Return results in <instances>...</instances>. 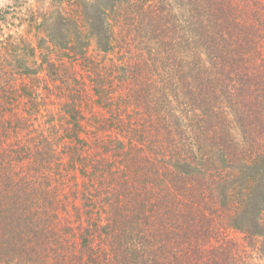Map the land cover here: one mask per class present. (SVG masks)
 Returning a JSON list of instances; mask_svg holds the SVG:
<instances>
[{
	"label": "trees",
	"instance_id": "trees-1",
	"mask_svg": "<svg viewBox=\"0 0 264 264\" xmlns=\"http://www.w3.org/2000/svg\"><path fill=\"white\" fill-rule=\"evenodd\" d=\"M59 2L0 47V264H264V0Z\"/></svg>",
	"mask_w": 264,
	"mask_h": 264
},
{
	"label": "rangeland",
	"instance_id": "rangeland-1",
	"mask_svg": "<svg viewBox=\"0 0 264 264\" xmlns=\"http://www.w3.org/2000/svg\"><path fill=\"white\" fill-rule=\"evenodd\" d=\"M35 1L34 4H31ZM64 3H67L65 0H60ZM53 2V3H52ZM59 0H0V13H3L9 7H14L17 10L14 12V19L10 20V23L7 22L0 23V47L2 42L8 38L9 35H12L16 38V40L22 36H27L33 38L36 31L38 30V23L34 22L30 23V17L27 16L25 10L33 9V12L36 14L45 13V12H53L54 15L57 14V6L59 5ZM53 6L50 8V6ZM55 4V5H54ZM9 22V21H8ZM45 23V21H42ZM12 23V24H11ZM44 29L50 30L51 26L46 27L45 24L43 26ZM7 109L6 102L0 97V119L4 116ZM87 129V127L85 126ZM2 127L0 126V131ZM92 142V141H91ZM95 146V145H93ZM97 149H91V152H96Z\"/></svg>",
	"mask_w": 264,
	"mask_h": 264
}]
</instances>
